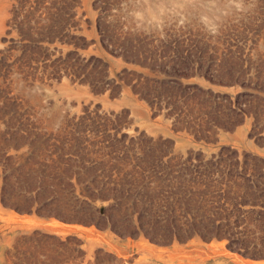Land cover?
I'll return each mask as SVG.
<instances>
[{"label":"rangeland","instance_id":"obj_1","mask_svg":"<svg viewBox=\"0 0 264 264\" xmlns=\"http://www.w3.org/2000/svg\"><path fill=\"white\" fill-rule=\"evenodd\" d=\"M0 264H264V0H0Z\"/></svg>","mask_w":264,"mask_h":264},{"label":"crops","instance_id":"obj_2","mask_svg":"<svg viewBox=\"0 0 264 264\" xmlns=\"http://www.w3.org/2000/svg\"><path fill=\"white\" fill-rule=\"evenodd\" d=\"M164 135L166 137H169V138H173L175 141H177V139H180L181 142L177 143L179 144L181 147H186V146H190V147H193V148H198V147H201L199 144L197 143H194V142H188V143H184L182 142V137H178L176 133H174L172 130L168 129L166 133H164Z\"/></svg>","mask_w":264,"mask_h":264},{"label":"bare ground","instance_id":"obj_3","mask_svg":"<svg viewBox=\"0 0 264 264\" xmlns=\"http://www.w3.org/2000/svg\"><path fill=\"white\" fill-rule=\"evenodd\" d=\"M55 225V224H54Z\"/></svg>","mask_w":264,"mask_h":264}]
</instances>
